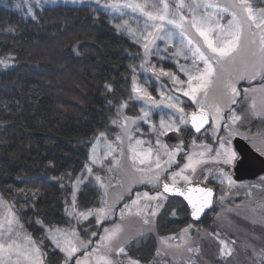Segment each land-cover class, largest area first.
I'll return each instance as SVG.
<instances>
[{
    "label": "trees",
    "instance_id": "16d2710c",
    "mask_svg": "<svg viewBox=\"0 0 264 264\" xmlns=\"http://www.w3.org/2000/svg\"><path fill=\"white\" fill-rule=\"evenodd\" d=\"M105 1L0 0V59L8 61L0 65V219L11 211L19 221L18 242L24 243V234L36 241L43 264H58L65 255L54 243H71L63 241V231L83 239L97 228L93 220L103 192L94 176L112 162L109 145L114 149L115 142L105 137L117 134L112 121L118 108L127 103L126 112L132 113L129 89L133 80L143 78L137 60L150 31L145 24L151 25L142 12L124 5L163 8L160 0H116L124 9L113 11L103 7ZM164 2L175 10L177 0ZM184 3L183 12L191 0ZM248 4L264 17V0ZM165 29L175 38L172 28ZM188 52L175 39H161L150 60L172 78L189 64ZM149 89L154 94L151 84ZM149 119L156 128L138 127L143 142L154 141L161 120L172 122L173 115L156 109L149 111ZM74 204L76 211L69 215ZM89 210L93 214L87 219L79 216ZM187 223L182 202L172 199L155 218L156 233L175 234ZM153 247L151 243V253ZM8 264H16L15 255ZM21 264L27 261L21 258Z\"/></svg>",
    "mask_w": 264,
    "mask_h": 264
},
{
    "label": "rangeland",
    "instance_id": "374dc122",
    "mask_svg": "<svg viewBox=\"0 0 264 264\" xmlns=\"http://www.w3.org/2000/svg\"><path fill=\"white\" fill-rule=\"evenodd\" d=\"M28 1L39 3L46 0H16V3L21 4ZM233 2L234 0H202L201 4L210 3L216 7L208 9L201 7L199 10L202 12L199 14L202 15L207 11L220 25H227L232 19L231 9L229 11L223 9ZM246 6L250 7L248 0ZM18 7L19 5H16L14 8L18 9ZM103 7L113 11L124 9L116 0H106ZM235 10L242 11L239 8ZM134 11L140 13L138 9ZM188 12L181 10L183 15L190 18L191 13ZM252 14L257 20L262 18V16L255 15L253 11ZM242 15L246 19L248 13L242 12ZM144 17L148 21L147 17ZM165 26L168 29L172 28L175 34L172 40L175 39L180 44L183 41L182 45L186 49H192L188 52L189 64H186L185 69L192 74L196 73L197 68L202 70L203 62L197 59L193 52L197 44L207 51L203 38L188 25L187 36L193 40V44L189 45L188 40L180 35L179 29L172 25ZM252 30L258 31L254 27ZM163 34L162 32L161 36ZM210 35L214 36L215 32ZM160 40L161 38H157L149 45L147 54L143 47L147 41L144 40L140 44L137 69L139 76L143 75V78L141 81L133 80L130 85L129 105L133 104L132 113L126 112L127 103L120 106L113 119L115 123L112 121L117 128V134L115 133L113 138L111 133L105 137L107 140L113 139L115 144L114 151H111L113 159L108 169L103 173L99 171L94 176V184L103 192V202L99 209H106V216L101 215L99 223L97 216H94V226L97 227L94 232L97 235L93 236L91 233L86 236L87 238L80 239L77 235H72V230L63 231L61 234V238L66 243L71 242L70 244L78 245L80 241H84L87 245V247H80L74 253V258L69 261V264H76L77 260L82 261L83 264H98L101 256L110 258L114 264H130V261H138L142 264L143 259L151 253V243L154 246L153 252L146 264H264V173L256 176L251 182H234L230 174L234 161L231 164H224L222 158L217 156V151H222V138L226 146L233 151L231 140L234 136L243 137L255 151L264 156V92L259 91L264 80L259 77L251 81L238 80L236 87L240 95L235 98L237 103H229L223 108L221 116L214 120V106L221 102V84L228 79L234 67H239V63L236 66L226 65L223 72L217 69L220 74L219 80L207 90L208 96L205 101V111L209 113L210 119L207 136L206 134L200 135V139L192 136L184 145L178 140L172 147H169L164 139L166 134L160 135L157 131V138L154 141L143 142L137 146V152L141 155L135 163V168L133 167V161L129 158L132 155L129 151V144L135 145L137 140L141 141L138 127L143 125V127L156 128L150 119L147 122L143 121L141 112L143 106V110L148 113L156 109L169 111L173 115L172 122H175L179 129L186 124L179 123L181 115H186L187 120L190 112L198 110V105L183 94L188 88L186 72L179 71L176 81H173L168 75H163L160 68L151 63L150 57ZM167 50L172 51L170 42L167 44ZM134 83L141 89L140 93L133 92ZM148 84L152 85L154 94L150 92V89L148 90ZM253 88L257 91L245 93L246 89ZM143 92H147L152 100L144 96ZM170 97L177 108L170 107L172 104L169 101ZM197 98L205 100L203 93H198ZM178 108H183L184 113L179 112ZM233 115L240 117L235 123L232 121ZM125 117L131 118L127 121L128 130L132 136L131 141L122 128L126 123ZM205 136L213 140L209 143L203 142L202 138ZM117 137L122 139H117ZM157 140L160 141L159 144ZM148 148L152 149V153L150 157H145L143 154ZM121 150H123V155ZM170 153H175L171 162H169ZM157 157L160 159V169L156 168ZM140 159H144L145 162L139 163ZM190 159L196 164L195 173L190 168H185ZM181 169H184L182 173ZM164 171L168 172L171 180L176 173H181L175 176V181L186 182L182 176H189L190 181L200 179L205 182L210 181L217 186L214 208L207 215V226L189 225L175 234L165 236L156 233L155 218L161 211L164 196L160 191L157 192L159 183L153 177L157 172L163 175ZM97 177H100V180H97ZM229 178L234 182L231 186L228 184ZM145 193L148 194L147 197ZM134 200L137 203L133 204ZM153 212L155 215L152 214ZM145 220H148V223H144ZM116 226H119L120 232L118 237L110 242L111 250H109L103 246L105 241H102L101 237L105 236V229H113ZM121 245L124 247V252L117 255L116 249ZM58 264H65V255L61 257Z\"/></svg>",
    "mask_w": 264,
    "mask_h": 264
},
{
    "label": "snow or ice",
    "instance_id": "6c2138e0",
    "mask_svg": "<svg viewBox=\"0 0 264 264\" xmlns=\"http://www.w3.org/2000/svg\"><path fill=\"white\" fill-rule=\"evenodd\" d=\"M163 4V8H159L156 4L151 5L152 10H147V5L142 3H127L124 6L133 8V10L139 9L148 19L151 21V25L147 22L145 24V29L151 28L150 31H147V35L144 39L147 41L143 45L145 49V53H148L149 45L155 42V39H167L171 40L172 32L170 30L165 29V25H172L173 27L180 30V35L184 36L188 40V44H193V40L187 36V26L190 25L192 29H195L200 37L203 38L204 45H206L207 51H204L199 44L196 45L193 55L197 57L200 61L203 62V69H196V73L192 74L188 72V70L183 69L188 75V88L184 91V95L188 96L193 100L194 103L198 105V111H194L191 113V123L197 132L203 127V125L208 120L209 113L205 111V101L208 96V89L214 85L217 80H219L220 74L217 72V69L220 72H223L226 65L236 66L239 63V67L233 68V71L229 73L228 79L223 81L221 84L220 91V101L214 106L213 119L215 120L217 117L221 116L224 107H227L228 104L237 103L236 97L240 95L236 83L238 80H256L259 77L261 80H264V17L257 20V18L252 14V10L250 7H247V0H234V2L230 5H226L223 9L224 11H229L231 9L232 19L229 20L227 25H220L218 21L214 20V17L211 16L210 13L205 11L202 15L198 13V9L201 7L208 9L216 7L210 3H197V0H191V3L187 5L188 11L191 13V17H186L181 13V10L186 7L184 0H177L175 10H171L169 4L164 2V0H160ZM241 9V12L236 11L235 9ZM242 12H247V18L245 19L242 15ZM178 17V18H177ZM253 27L257 29V32H254ZM219 29V31H217ZM164 33L161 36V33ZM215 32L214 36L210 34ZM258 37V39H257ZM183 44V41H181ZM192 51V49H189ZM177 55H180V51L178 50ZM214 62V63H213ZM8 61L4 59H0V65H7ZM215 65V66H214ZM163 75H171L170 73H163ZM173 81H176V77H172ZM195 82V83H194ZM252 91L256 92L257 89H246L245 93ZM259 91L264 92V84L261 85ZM133 92L140 93L141 89H139L135 83L133 84ZM198 93H203L205 100H200L197 98ZM143 95L146 96L149 100H152L151 96L147 92H143ZM171 99V97L169 98ZM155 103V101H152ZM170 107L177 108L176 104H171ZM255 107V105H253ZM182 114L184 113L183 108L177 109ZM149 113L147 111L143 112V117L145 122H147V117ZM131 118L125 117V125L122 126L125 134L128 139L131 141L132 136L128 130L127 121ZM239 116L233 115L232 121L235 123L236 120H239ZM115 123V121H113ZM134 123V121H132ZM180 124L186 123V115H181ZM227 128V125H225ZM160 135H165L167 132H176L180 131L178 125L175 122H165L163 119L160 122ZM103 136L104 134L101 133ZM231 135V132H230ZM117 139H122L121 137H117ZM143 141L137 140L136 144H129V151L132 155L129 157L133 161V167L135 168V163L141 153L137 152V146L141 145ZM159 144L160 141L157 140ZM109 155L111 151L114 149L109 145ZM221 149L222 151H217V156L222 158L224 164H231L236 159V153L232 151L229 147L226 146V142L221 139ZM179 149H177L178 151ZM152 153V149L148 148L147 151L143 154L145 157H150ZM121 154L123 155V150H121ZM202 155V154H201ZM175 153L169 154V162L174 159ZM145 162L144 159H140L139 163L143 164ZM160 159L157 157L156 160V168L160 169ZM185 168H190L193 173L196 171V164L190 159L189 163L185 165ZM184 169H181V173ZM91 172V169H89ZM181 173H176L172 179L173 184L170 186L168 183L163 184L164 192H176L181 195H185V198L188 200L189 204L192 205V215L193 217H198L201 212H203L204 208L207 207L211 201L213 192L210 188H198L196 191L202 193V199L199 202H194L190 195H186L180 188L175 186V176L181 175ZM155 181L159 182L161 179V175L159 172L155 174L153 177ZM186 182H190L191 177L182 176ZM97 180H100V177H97ZM79 181H77V184ZM234 182L229 178L228 184L231 186ZM189 192L193 191V189L189 188ZM146 197L147 193L144 194ZM152 199V197H148ZM75 199V196H74ZM137 203V201H133V204ZM4 201L0 199V206H3ZM127 207V206H126ZM75 204L72 207L71 215L75 212ZM92 211L81 212L79 216L83 219H87L88 216L92 215ZM139 214V213H138ZM155 215V213H152ZM97 222L99 223L101 215L106 216V209L101 208L97 211ZM38 223H41L38 221ZM144 223H148V220H145ZM7 225V226H6ZM17 225H19V221L11 214H7L6 219H0V264H8V261L11 260V257L15 255L16 264H21V258L27 261V264H43L42 257L44 253L41 251L40 246L36 241H34L30 236L24 234L23 240L24 243H19V239L21 237V232L17 230ZM22 227V226H20ZM120 232L119 226L114 227L113 229H105V236L101 237L102 241H105L103 244L104 247L110 248V242L118 237ZM73 236L76 233L73 231ZM93 236L97 235V233H92ZM56 248H58L61 252L65 254V264H69V261L74 258V253H76L80 247H87L84 241H80L79 244H66L62 245L59 241H55ZM192 251V249H189ZM124 252V247L121 245L116 249L117 255ZM7 253L8 260L4 259V254ZM76 264H83L82 261L77 260ZM98 264H114V262L106 257L101 256L98 260ZM130 264H139L138 261H130Z\"/></svg>",
    "mask_w": 264,
    "mask_h": 264
},
{
    "label": "water",
    "instance_id": "95a60500",
    "mask_svg": "<svg viewBox=\"0 0 264 264\" xmlns=\"http://www.w3.org/2000/svg\"><path fill=\"white\" fill-rule=\"evenodd\" d=\"M198 111V110H196ZM194 112V111H192ZM188 114V126H190L195 132V128L192 126L191 123V113ZM209 115L207 122L203 125V128H206L209 125ZM179 133L176 132H167L165 135V141L168 144L169 147H172L175 142L179 140ZM233 147L235 151L238 154V158L236 159L234 165H233V178L235 180H243V179H254L256 176H259L260 174L264 173V156L259 154L257 151H255L243 138L239 136H235L232 140ZM168 183L170 186L173 184L172 181H170L169 177L166 173H164L161 176L160 179V186L159 189L166 194L167 196H176L179 199H181L183 202H185L188 210H189V218L193 221H200L204 214L209 212L214 204V198H215V189L210 183H205L199 180H194L191 182H188L186 184H181L178 182H175V186L180 188L186 195H190L194 202H199L202 199V193L196 191L198 188H210L212 189L213 196L211 203L204 208L203 212L199 214L198 217H193L192 215V205L189 204L188 200L185 198V195L178 194L176 192H164L163 190V184ZM191 188L193 191L189 192L188 189Z\"/></svg>",
    "mask_w": 264,
    "mask_h": 264
},
{
    "label": "flooded vegetation",
    "instance_id": "af4514ba",
    "mask_svg": "<svg viewBox=\"0 0 264 264\" xmlns=\"http://www.w3.org/2000/svg\"><path fill=\"white\" fill-rule=\"evenodd\" d=\"M196 111V110H195ZM210 120V119H209ZM209 124H210V122H209ZM208 127H209V125L206 127V128H203L202 130H200L199 132H195L190 126H188V120H186V124H184L183 125V128H180V131H177L178 133H179V135H180V137H179V141H181L182 143H183V145L184 144H187L188 142H189V140L192 138V136H196V138H199L200 139V135H203V134H206L207 133V131H208ZM201 132H202V134H201ZM206 136H207V134H206ZM203 137L202 139H203V142H211L212 140H211V137ZM235 137V136H234ZM233 137V138H234ZM239 137H241V136H239ZM233 138H232V140H233ZM241 138H243V137H241ZM164 139H165V136H164ZM244 139V138H243ZM232 140H231V144H232V148H233V151L236 153V159L238 158V154H237V152L235 151V149H234V147H233V143H232ZM245 140V139H244ZM246 141V140H245ZM247 142V141H246ZM248 143V142H247ZM249 144V143H248ZM250 145V144H249ZM236 159L234 160V163H235V161H236ZM234 163H233V165H234ZM233 165L231 166V168H230V171H231V178H232V180L234 181V182H238V183H244V182H251V181H253L254 179H243V180H235L234 178H233ZM164 173H166L167 174V176H168V172L167 171H164ZM163 173V174H164ZM162 176V175H161ZM169 177V176H168ZM170 179V178H169ZM199 181H202V182H205V181H203V180H200V179H198ZM170 181H172L173 182V180H171L170 179ZM175 182H178V183H181V184H186V183H188V182H180V181H175ZM191 182V181H190ZM159 184H160V181L158 182ZM205 183H210L213 187H214V189H215V198H216V194H217V186H215L214 185V183H212V182H210V181H206ZM159 184H157V192H161L162 193V196H164V202H163V206H162V208H161V211H163L165 208H166V206H167V202L169 201V200H172V199H178V200H180L181 202H182V204H183V206H184V209H185V211H186V214H187V219H188V223L186 224V226H184V227H187V226H189V225H194V226H207V224H208V218H207V215L213 210V208H214V204H215V198H214V204H213V207L211 208V210L209 211V212H207L206 214H204L203 215V217H202V219L200 220V221H198V222H196V221H193V220H191L190 218H189V210H188V208H187V206H186V204H185V202H183L181 199H179L178 197H176V196H167L166 194H164L160 189H159ZM160 211V212H161Z\"/></svg>",
    "mask_w": 264,
    "mask_h": 264
}]
</instances>
